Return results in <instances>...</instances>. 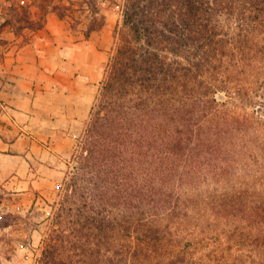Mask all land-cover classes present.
Here are the masks:
<instances>
[{
  "label": "trees",
  "instance_id": "trees-1",
  "mask_svg": "<svg viewBox=\"0 0 264 264\" xmlns=\"http://www.w3.org/2000/svg\"><path fill=\"white\" fill-rule=\"evenodd\" d=\"M98 2H14L4 25L87 9L89 38ZM114 36L36 264H213L225 242L264 264V119L217 97L264 89V0H124Z\"/></svg>",
  "mask_w": 264,
  "mask_h": 264
},
{
  "label": "crops",
  "instance_id": "crops-1",
  "mask_svg": "<svg viewBox=\"0 0 264 264\" xmlns=\"http://www.w3.org/2000/svg\"><path fill=\"white\" fill-rule=\"evenodd\" d=\"M110 21L89 38L55 12L36 31L0 44V185L57 186L64 155L87 122L113 51Z\"/></svg>",
  "mask_w": 264,
  "mask_h": 264
},
{
  "label": "rangeland",
  "instance_id": "rangeland-1",
  "mask_svg": "<svg viewBox=\"0 0 264 264\" xmlns=\"http://www.w3.org/2000/svg\"><path fill=\"white\" fill-rule=\"evenodd\" d=\"M31 0H0V44L7 40L5 35L14 29L9 25H4V21L11 17L12 9L8 8L11 3L29 5ZM124 0H99L98 5L106 15V26L110 21L112 44L116 42L114 31L122 19V6ZM25 5V6H26ZM33 17L41 13V9L35 5L26 7ZM16 12L22 14L20 7ZM74 20L68 18L77 30L86 29L91 13L85 10H76L72 13ZM104 30V27L102 28ZM101 29V30H102ZM23 30L21 34H24ZM104 78V76H103ZM102 78V80H103ZM218 100L226 101L231 108L247 112H254L264 119V89L258 92H251L247 98L229 97L226 93L220 92ZM85 125L78 130V136L73 141L74 149L68 155H64L63 161L66 165L63 168L65 173L72 168V157L78 143L83 137ZM64 178V177H63ZM63 181V179H62ZM62 181L54 187H46L43 191L24 194L17 192L9 186L0 185V264H36L43 245V241L50 227L51 215L54 205L59 199ZM246 244L237 245L234 242H225L222 246L214 247L211 250L213 264H257L258 258L247 257ZM259 253L258 251H254ZM241 254L238 262L235 261L237 255Z\"/></svg>",
  "mask_w": 264,
  "mask_h": 264
}]
</instances>
